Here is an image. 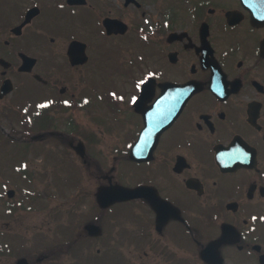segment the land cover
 I'll list each match as a JSON object with an SVG mask.
<instances>
[{
  "label": "flooded vegetation",
  "instance_id": "1",
  "mask_svg": "<svg viewBox=\"0 0 264 264\" xmlns=\"http://www.w3.org/2000/svg\"><path fill=\"white\" fill-rule=\"evenodd\" d=\"M107 18L128 30L107 31ZM125 68L126 92L115 78ZM92 113L99 133L120 134L131 181L119 158L105 170L92 155ZM0 139V218L20 208L2 201L7 180L51 182L57 158L71 171L77 160L97 188L78 231L72 217L65 234L64 222L0 228V264H120V245L152 251L132 264H184L186 241L203 264H264V0H0ZM119 184L138 195L100 207V189ZM122 205L129 220L112 216ZM49 238L104 254L60 256Z\"/></svg>",
  "mask_w": 264,
  "mask_h": 264
},
{
  "label": "rangeland",
  "instance_id": "2",
  "mask_svg": "<svg viewBox=\"0 0 264 264\" xmlns=\"http://www.w3.org/2000/svg\"><path fill=\"white\" fill-rule=\"evenodd\" d=\"M130 42H127L125 46L121 45L117 53H123L127 47H130ZM123 55V54H121ZM130 58V57H129ZM128 55H125L122 57V60L127 61ZM115 64H105V67H114ZM126 70V68L124 69ZM128 70L124 74H120V76L116 75L115 78L119 79L117 82L119 83L117 87H119L121 90L126 92V89L130 88V85L127 80L124 79V77H128ZM105 78V76H104ZM106 79V78H105ZM114 85L109 86V88L113 87ZM106 90V89H105ZM102 118V116H101ZM121 118L125 122L124 127H128L130 124V120L127 117L121 116ZM100 120V119H99ZM99 120L95 117L94 113H92L91 116L88 117L89 121V134L90 138L92 137V132L96 133L98 136V139L100 140V143L98 146H94V150H92V155L94 156H102L101 160H103L105 166L104 169L108 170L109 166L113 163V159L115 157L119 158L118 163L119 169H123L126 174L128 175L127 179L129 181L132 180V170L130 169V166L125 163V160H123V156L121 155L120 151L122 149H119L120 145L118 144V139L121 138L119 133L116 132H105L103 131L106 129L105 125L101 126L102 133H99L98 128V122ZM115 127H118V125H115ZM5 139H0V141H4ZM16 147V146H15ZM25 149V147H22ZM119 149V150H118ZM75 155V154H73ZM8 157H12L11 155H8ZM33 157V155H32ZM54 158V157H53ZM53 158H50L53 160ZM49 160V161H51ZM60 158H57L55 160V170L53 172L52 180L51 182H48L47 179L44 178V175H42L40 178H35V181H28L26 179H21L19 177H12L9 180H7V185H3L4 194L2 195L3 202L6 200H9L11 204L17 205L16 211L18 213L16 214V211L13 214L10 215H4L3 218H0V228L4 229V227L8 223V230L15 231L16 225L14 222H18V226L24 222H31L35 223L39 221L41 224H44V226H53L55 227L57 223L64 222L63 227V234H65V227L68 222V220L72 217V222L69 228V231H78V229L81 227L82 223L87 219V214L83 213L88 210L87 206H92L95 202V185L96 182L91 179L89 170L86 169L85 166H81L77 162V160H73L71 167L73 168V171L69 170L68 165L65 167L60 165ZM14 161H17L16 158H14ZM49 164H46L48 166ZM86 169V170H85ZM85 170V171H84ZM121 170V172H123ZM68 173H71L70 176H68ZM81 177V178H79ZM78 183V184H77ZM95 183V184H93ZM9 188H14L17 191L16 199L15 198H9L5 195V192ZM86 190L89 194L92 193L90 196H84V192L82 193V190ZM52 190H56L54 196H50V192ZM81 193V196L80 194ZM25 197V200L27 202L22 203L21 196ZM29 195H34V198H31ZM79 197L81 200H79ZM85 197H87V201L84 202ZM15 199V200H14ZM33 202V205H30L28 201ZM21 203L29 209L38 210L37 212H30V213H24L21 210ZM1 204V203H0ZM32 206V208H30ZM95 214L94 211L91 212L90 218ZM116 219H119V221H125L132 218V206L129 207L127 205H122L120 207H116L115 212L112 214ZM38 222V223H39ZM49 222V223H48ZM44 228V227H43ZM56 232L59 233L58 229H56ZM76 233V232H75ZM11 234V233H10ZM61 235V234H60ZM59 234H55L57 238L55 239H61L65 241L67 240L64 237H60ZM54 239V240H55ZM18 241V239H17ZM8 241L9 243V249L10 254L13 253L14 250H20V245L22 241ZM52 238H49L47 240V244L45 242L42 243V246H46L47 248H50L55 254H62L60 256H82V253H86L85 256H102L100 254H104L103 247L101 245L97 244H87L85 246L77 245L76 247H73L71 249V246H66V243L64 242H53ZM89 243V242H88ZM65 244V245H64ZM26 246L32 248L34 246L33 242L27 241ZM185 260L184 264H203L198 256H194V246L192 244H189L188 241H186L185 244ZM100 249V251L98 250ZM120 249L125 252V254L121 253L124 258V260L127 261V264H132V256H150L146 253L149 252L150 254H153L152 251H149V248L146 247V245L143 246H133V245H120ZM99 251V253H98ZM75 253V254H74ZM110 260H112L115 255H110ZM123 260V261H124ZM130 260V262H129ZM122 261V262H123ZM5 262V261H4ZM2 262V263H4ZM122 262L120 264H122ZM55 264H72V257H67L66 261H61L59 263L57 262H50ZM113 264V263H108Z\"/></svg>",
  "mask_w": 264,
  "mask_h": 264
},
{
  "label": "water",
  "instance_id": "3",
  "mask_svg": "<svg viewBox=\"0 0 264 264\" xmlns=\"http://www.w3.org/2000/svg\"><path fill=\"white\" fill-rule=\"evenodd\" d=\"M106 27L108 31H126L127 30V25L117 19H107L105 21ZM138 195L135 190L132 188L124 187V186H118L114 185L111 187H102L98 193V200L102 206H107L115 201H122V200H128L131 199L132 197ZM91 229H95L96 226L91 225L89 226ZM211 245H209L210 247ZM205 252H203V257H205Z\"/></svg>",
  "mask_w": 264,
  "mask_h": 264
}]
</instances>
